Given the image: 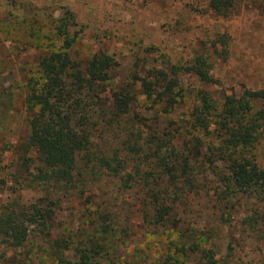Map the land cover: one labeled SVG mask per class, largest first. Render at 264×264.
I'll use <instances>...</instances> for the list:
<instances>
[{"label": "rangeland", "instance_id": "obj_1", "mask_svg": "<svg viewBox=\"0 0 264 264\" xmlns=\"http://www.w3.org/2000/svg\"><path fill=\"white\" fill-rule=\"evenodd\" d=\"M206 3L207 0H0V83L8 86L13 95V106L0 126V211L10 203L46 204L43 186H28L41 165L30 151L26 154L30 159L26 172L17 147L27 134L26 83L36 73L43 55L39 39L48 34L52 21L68 20L76 25L79 59L104 52L114 60L115 85L131 83L135 67L139 72L169 67L174 73L169 79L178 85L173 90L178 96L169 115L161 114L158 107L138 96V144L150 128L160 134L169 133L173 146L182 149L187 138L178 134L182 119H186L190 108L199 105L200 93L219 106L232 94L239 97L244 90L264 88V0H235L233 11L225 18L213 14ZM200 55L208 58L210 76L216 84L205 86L180 71ZM250 105L252 114L264 109L256 102ZM175 129L178 132H173ZM202 140L204 149L194 159L193 173L188 174L193 186L177 190L175 198L173 190L166 191L168 178H163L161 194L168 192L175 200L168 230L153 228L144 221L143 211L151 213L143 190L122 191L116 179L100 172L99 177L92 178V184L60 199L59 208L54 209V235L90 231V213L96 210L112 221L113 233L107 241L115 248L108 258L119 264H203L197 252L208 249L216 264H264V201L228 195L219 183L223 164H205V158L210 157L206 149L210 143L206 136ZM248 156L264 170V123L260 124ZM188 230L195 233L190 240L181 242L188 251L185 258H178L175 245ZM195 237L206 238L207 242L195 247L190 244L197 242ZM47 249L39 238H30L16 250L7 249L0 240V264H59ZM66 258L69 260L70 254Z\"/></svg>", "mask_w": 264, "mask_h": 264}, {"label": "trees", "instance_id": "obj_2", "mask_svg": "<svg viewBox=\"0 0 264 264\" xmlns=\"http://www.w3.org/2000/svg\"><path fill=\"white\" fill-rule=\"evenodd\" d=\"M206 5L213 14L225 18L233 11L235 0H207ZM75 27L68 20L52 21L48 34L39 39L43 55L36 73L26 83L27 134L17 148L26 172L30 168L26 154L30 151L41 165L28 186H43L46 204L10 203L0 211V240L7 249H21L33 237L47 244L59 264H119L108 258L115 248L107 241L113 233L112 221L96 210L89 212L90 231L54 235V209L59 208L60 199L92 184V178L101 172L116 179L122 191L143 190L151 213L143 211L144 221L153 228L168 230L175 200L168 192L161 194L163 178H168L166 191L173 190L175 198L177 190L193 186L188 174L193 173L194 159L204 149V136L210 143L206 147L210 157L205 158V164H223L219 183L225 192L264 201V170L248 156L264 123V109L252 114L250 104L264 106V88L244 90L239 97L232 94L219 106L200 93L199 105L190 108L186 119H182L178 134L187 137L182 149L173 146L169 133L160 134L150 128L138 144V96L158 107L161 114L169 115L178 96L173 93L178 85L169 79L174 73L169 67L141 72L135 67L131 83L115 85L117 64L104 52L79 59V32ZM179 69L205 86L217 82L210 76L208 58L201 55ZM12 106L11 89L0 83V126ZM194 233L188 230L184 238L180 237L175 245L176 257H186L188 248L181 242L190 240ZM195 240L190 243L195 247L207 242L206 238ZM197 254L203 264H216L210 249Z\"/></svg>", "mask_w": 264, "mask_h": 264}]
</instances>
